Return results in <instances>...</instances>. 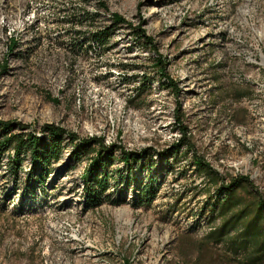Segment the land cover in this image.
Segmentation results:
<instances>
[{
	"label": "rangeland",
	"instance_id": "374dc122",
	"mask_svg": "<svg viewBox=\"0 0 264 264\" xmlns=\"http://www.w3.org/2000/svg\"><path fill=\"white\" fill-rule=\"evenodd\" d=\"M98 1L105 9L95 27L106 26L111 13L132 26L113 31L98 52L76 54L74 47L87 50V43L78 45L72 31L88 37L92 29L72 28L73 10L95 11ZM138 24L165 57L180 97L166 85L156 90L160 72L151 65L153 49L134 40ZM10 37L17 44L7 55ZM2 67L0 121L29 125L37 135L51 123L126 149L161 151L180 136L179 111L198 156L225 180L246 175L264 193V0H0ZM203 113V123L195 120ZM191 155L152 166L158 190L151 202H138L132 188L119 184L109 190L114 202L88 210L85 161L67 164L65 150L43 185L35 190L31 181L25 194L30 165L11 190L4 156L0 264H234L201 248L210 213L201 210L203 182ZM130 175L146 178L138 167Z\"/></svg>",
	"mask_w": 264,
	"mask_h": 264
},
{
	"label": "trees",
	"instance_id": "16d2710c",
	"mask_svg": "<svg viewBox=\"0 0 264 264\" xmlns=\"http://www.w3.org/2000/svg\"><path fill=\"white\" fill-rule=\"evenodd\" d=\"M80 1L85 5L90 4V0ZM104 9V4L98 1L95 11H89L86 7L73 10L70 19L72 28L86 27L87 29L90 27L92 29L88 37H84L83 30L74 29L72 31L76 39L81 38L80 41L76 40L78 45L84 39L87 43V50H82L80 46L76 50L74 47L76 54L81 51L89 54L96 53L100 49L99 44L109 38L113 31L123 25L132 26L119 14L111 13L106 26L101 29L95 27V20L100 15V10ZM144 22V20L140 21L141 24ZM132 29L134 40L142 41V47L145 45L153 49L151 53L154 57L151 59V65L160 72L156 81V90L166 85L171 88L175 97H180L178 82L169 77L165 57L157 54L156 45L149 36L145 35L140 24ZM16 44L15 39L10 37L7 55L13 54ZM116 68L122 70L123 65H116ZM5 70V67H2L0 74ZM142 75L147 76L145 73ZM131 76L133 80L138 78ZM121 80L128 79L123 77ZM141 87L142 85H138L133 88V95L127 100L128 106L137 100ZM180 118L182 115L180 116L178 111L176 120L180 136L170 148L161 151H154L150 147L135 151L126 149L118 143L106 144L102 136L79 137L76 133L66 131L51 123L42 125L37 135L29 125L0 121V160L6 157L5 167L7 176L10 177V182L12 181L11 190L18 188L17 182L20 173L23 172V166L30 165L29 171L25 172L28 183L25 184L23 192L26 194L30 191L31 181L34 189L43 185L53 164L63 157V152L66 150L67 164L77 166L83 161L87 163L86 171L82 175V188L84 191L83 205L88 210L98 207L103 200L114 202L109 190L111 186L116 188L119 184H124L126 189L132 188L137 195L138 202H151L158 190V183L154 181V177L150 176L152 166L160 163L164 165L169 159L172 161L174 157L175 160L180 156V158H186L192 152L190 167L194 176L203 182L204 201L201 210L205 213L208 209L210 213L204 222L208 231L202 237L201 248L209 247L218 250V254L230 263L264 264V193L254 187L246 175H237L225 180L205 159L198 156L191 143L187 126L181 123ZM195 120L203 123L206 116L203 113ZM182 148H185L184 153ZM155 153H159L158 157L154 155ZM115 162L121 163L123 168L114 167ZM137 167L145 169L144 181L141 177H136L137 175L128 176Z\"/></svg>",
	"mask_w": 264,
	"mask_h": 264
},
{
	"label": "bare ground",
	"instance_id": "6f19581e",
	"mask_svg": "<svg viewBox=\"0 0 264 264\" xmlns=\"http://www.w3.org/2000/svg\"><path fill=\"white\" fill-rule=\"evenodd\" d=\"M89 135H90V136H92V134H91V133H90ZM109 142H110V141H108V140H105V143H107V144H108Z\"/></svg>",
	"mask_w": 264,
	"mask_h": 264
}]
</instances>
